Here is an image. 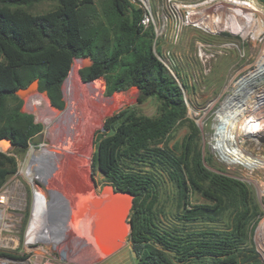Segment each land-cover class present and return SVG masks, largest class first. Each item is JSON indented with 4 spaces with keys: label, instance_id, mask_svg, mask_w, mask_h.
Masks as SVG:
<instances>
[{
    "label": "trees",
    "instance_id": "obj_1",
    "mask_svg": "<svg viewBox=\"0 0 264 264\" xmlns=\"http://www.w3.org/2000/svg\"><path fill=\"white\" fill-rule=\"evenodd\" d=\"M41 1L58 5L37 15L11 8ZM129 1L104 0L99 13L95 0H0V141L7 139L14 153H25L43 126L22 111L23 100L15 92L38 79L50 105L63 110L62 86L75 59L90 57L93 64L79 70L84 83L108 74L107 95L136 86L139 103L152 96L159 101L157 117L140 114L136 106L106 117L95 134L92 156L93 171H101L106 183L136 196L129 239L139 263L172 264L170 251L182 264H259L254 246H249L247 225L251 220L257 223L263 213L247 183L203 165L194 122L180 154L167 145L187 119V106L176 76L153 51V27L141 25L144 10ZM9 98L17 103L10 105ZM17 170L16 157L0 150V188ZM164 175L176 188V214L184 226L162 229L157 224L152 202L157 186L166 181ZM32 185L47 198L35 179ZM190 190L210 203L184 206ZM225 210L233 213L230 230L185 225L198 219L220 220ZM36 233L31 235L35 238Z\"/></svg>",
    "mask_w": 264,
    "mask_h": 264
},
{
    "label": "rangeland",
    "instance_id": "obj_2",
    "mask_svg": "<svg viewBox=\"0 0 264 264\" xmlns=\"http://www.w3.org/2000/svg\"><path fill=\"white\" fill-rule=\"evenodd\" d=\"M103 1L95 0L93 4L99 13L102 12ZM129 2L143 10V4L151 8L154 21L151 25L154 30L153 51L163 59L173 60V66H176V69H173L174 74L187 106V119L167 140V145L176 154H180L184 138L192 131L190 124L194 122L198 128L195 145L201 152L203 165L212 172L241 179L249 186L259 211L263 213L254 227L256 229L264 217V126H262L264 121L255 126L258 134L254 131V137L243 135L231 127L227 128L224 136L226 140L222 141L224 145L220 152L215 151L217 125L215 123L226 113L220 111L222 105L228 101L227 105L231 106L235 100L231 99V93L239 83L249 75L258 76L263 69L264 3L260 0ZM172 2L186 4V9L192 10L190 18L192 23L180 24L174 19L171 14ZM57 5V1H41L11 8L37 15L53 10ZM230 20L238 24L251 22V29L245 36L232 34L224 27ZM255 31L258 32L257 36ZM92 64L84 59H75L72 68L76 75L69 74L62 86L66 102L63 110L51 106L44 91L25 98L17 95L23 100L22 111L31 113L35 121L42 124L44 141L40 144L30 141L27 151L20 154L14 153L12 146L9 149L0 146L1 151L16 157L18 167L17 172L0 189V195L3 196L0 200V264H140L129 238L111 254H108V250L102 256H83L81 250L87 247L85 248L78 236L69 233L64 229V225H60L61 217L58 212L55 213L57 227L53 231L42 230V235L39 236L40 224L45 221L44 201L41 198L36 207L31 205L28 185H32L31 180L34 178L29 173L34 151L40 152L44 162L42 168L34 170L38 176L35 181L46 194V202L52 205L54 198L50 191L52 188L67 193L82 187L99 190L106 183L101 171L97 169L93 171L92 168L95 134L102 129L106 117L129 106H136L142 115L158 116L157 98L148 97L139 103L137 101L139 89L136 86L107 95L105 90L108 85V74L84 83L79 70ZM260 84L264 87V77H261ZM231 100L232 102H229ZM8 103L14 105L17 100L9 98ZM108 104L114 105L107 110ZM261 120H264V115ZM237 124L238 129L241 121ZM230 145H236L235 148L240 146V149L231 153L246 165L235 161L233 157H228ZM247 151L253 154L249 155ZM248 162L252 163V166H247ZM24 172L31 179H28ZM163 178L166 181L157 186L152 202L153 210L158 217L157 224L162 229L184 226L176 214L178 212L176 188L167 180L166 175ZM180 203L183 204V201L180 200ZM199 203H210V200L199 192L190 190L184 206ZM34 221L39 222L33 229L37 236L35 238L32 236L30 241L42 244L34 245L30 250L26 248L30 246H27L25 234ZM185 225L196 229L212 227L230 230L233 227V213L225 210L221 213L220 220L206 222L198 219ZM252 226L253 220L247 225L250 247L254 246ZM83 241L89 244L86 240ZM86 251L90 252L88 249ZM167 253L172 264H182L180 257L175 253L170 251ZM197 264L204 262L199 261Z\"/></svg>",
    "mask_w": 264,
    "mask_h": 264
},
{
    "label": "water",
    "instance_id": "obj_3",
    "mask_svg": "<svg viewBox=\"0 0 264 264\" xmlns=\"http://www.w3.org/2000/svg\"><path fill=\"white\" fill-rule=\"evenodd\" d=\"M93 63L90 57L82 58ZM41 93L39 80H33L27 87L19 88L15 94L21 98ZM43 94V93H42ZM47 96V91H44ZM264 140V137H263ZM44 133H38L32 142L40 144ZM11 144V142H10ZM52 188L53 202L60 215V224L69 233L86 240L91 247L108 254L122 246L133 230L129 215L136 196L128 190L116 189L111 183H105L99 190L82 187L67 193Z\"/></svg>",
    "mask_w": 264,
    "mask_h": 264
},
{
    "label": "bare ground",
    "instance_id": "obj_4",
    "mask_svg": "<svg viewBox=\"0 0 264 264\" xmlns=\"http://www.w3.org/2000/svg\"><path fill=\"white\" fill-rule=\"evenodd\" d=\"M252 23L251 22H244L238 24L237 22H234L233 20L229 21V24H227L226 29L231 32L232 34L235 35H241L245 36L247 33L250 31ZM255 35H258V32L255 31ZM260 69V68H259ZM261 70V69H260ZM256 72V71H255ZM258 72V71H257ZM75 73V70L72 68L70 72V76ZM255 74V73H254ZM261 77H264V65L262 71L259 73L258 76L255 75H249L247 76L243 81H241L238 85L237 88H235L232 93H231V99L235 98V100L231 103V106L227 105L226 101L220 111H226V113L223 115V119L219 118L217 119V124L215 126L216 129V136H215V141H216V146H215V151L220 152L223 149L224 143L222 141H225L226 139L224 138L226 134V129L231 127L232 130H237L238 132H242L243 135H251V137L255 136V133L258 131L256 130L255 126L258 124H261L262 121L261 117L264 115V87H261ZM115 104V103H114ZM113 104V105H114ZM112 104H108L106 109L108 110L110 106H113ZM261 112V113H259ZM228 120L230 122H228ZM241 121L240 126L237 129V123ZM95 123H93L92 126H94ZM91 125V124H90ZM254 125V128H253ZM264 126V125H262ZM91 128V127H90ZM263 128V127H262ZM255 131V133H254ZM258 134V132L256 133ZM248 140H251L250 138H247ZM248 142V141H247ZM0 146L3 149H9L10 148V142L9 140H1L0 141ZM234 146L236 145H230L229 151H228V157H233V159L241 164L246 163L244 161H241L234 157L231 153V151H237L238 148H235ZM250 151H247V154L250 155ZM253 154V153H252ZM233 162V161H232ZM235 163V162H234ZM252 166V163L250 162L247 163V166ZM263 165V164H262ZM44 166V162L42 160L41 154L39 151H34L32 154L31 158V167L29 169V173L31 176H34L33 179H36L38 176L35 174L36 172L34 170H38ZM35 172V173H34ZM44 201V207H43V214L45 217V221L40 224L41 230H38L39 236L42 235V230L43 231H53L57 227L56 225V218H55V213L58 211L54 205H50L49 202H46L47 198H43ZM19 201V200H18ZM38 221H34L32 225L29 227L25 234V241L27 242V246H34L37 244H42V243H35V241H30L33 233V229H35L38 225ZM61 225V224H60ZM65 229V228H64ZM66 230H68L66 228ZM28 236V237H27ZM28 238V240H27ZM33 239V238H32ZM79 240H81V243L85 246L86 249L81 250L83 252V256H92L97 257V256H102L104 252H107L109 249L106 247H102L104 252H99L98 250L89 247V244H86L83 239L78 237ZM27 249H30L29 247H26ZM90 248L92 250H90ZM89 250L90 252H87L86 250ZM88 256V257H89ZM85 260V259H82ZM87 263V261H86Z\"/></svg>",
    "mask_w": 264,
    "mask_h": 264
},
{
    "label": "built area",
    "instance_id": "obj_5",
    "mask_svg": "<svg viewBox=\"0 0 264 264\" xmlns=\"http://www.w3.org/2000/svg\"><path fill=\"white\" fill-rule=\"evenodd\" d=\"M186 7H187L186 4L172 2L171 14L174 17V19H176L180 22V24L192 23V21L190 20L192 10H188V9H186ZM143 8H144L145 12H144L143 17H142L140 22H141V25H143V27L146 28L147 26H151L154 23L153 14L151 12V8L147 7V5L143 4ZM154 53L157 56V58L166 66V68L173 75H175L174 70H173L175 67V66H173V60L170 61V60L163 59L156 52H154ZM24 175L28 179H31L27 173L24 172ZM28 187L30 188L31 205H32V207H34V206L36 207V205H38L40 203L39 200L42 198V196L40 195V192H39V187H36L34 185H28ZM1 188H3V187H1ZM2 197L3 196L0 195V200ZM261 218H262V216L259 218V220ZM256 224H258V222L257 223L254 222L253 226H252L253 233H254L253 242H254L255 250L258 254V258L260 260L259 264H264V217H263L262 221H260L258 227L256 229H254ZM31 247H33V246H30V248Z\"/></svg>",
    "mask_w": 264,
    "mask_h": 264
},
{
    "label": "clouds",
    "instance_id": "obj_6",
    "mask_svg": "<svg viewBox=\"0 0 264 264\" xmlns=\"http://www.w3.org/2000/svg\"><path fill=\"white\" fill-rule=\"evenodd\" d=\"M10 142V141H9ZM11 145V144H10ZM12 146V145H11Z\"/></svg>",
    "mask_w": 264,
    "mask_h": 264
}]
</instances>
